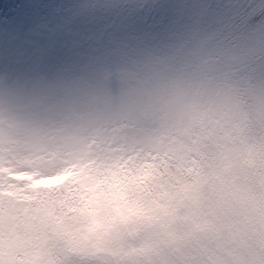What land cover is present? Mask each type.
I'll return each instance as SVG.
<instances>
[{
	"label": "rangeland",
	"instance_id": "374dc122",
	"mask_svg": "<svg viewBox=\"0 0 264 264\" xmlns=\"http://www.w3.org/2000/svg\"><path fill=\"white\" fill-rule=\"evenodd\" d=\"M0 0V264H264V0Z\"/></svg>",
	"mask_w": 264,
	"mask_h": 264
},
{
	"label": "trees",
	"instance_id": "16d2710c",
	"mask_svg": "<svg viewBox=\"0 0 264 264\" xmlns=\"http://www.w3.org/2000/svg\"><path fill=\"white\" fill-rule=\"evenodd\" d=\"M4 2H5L4 4L8 7V5L10 6V2H12V0H6Z\"/></svg>",
	"mask_w": 264,
	"mask_h": 264
}]
</instances>
